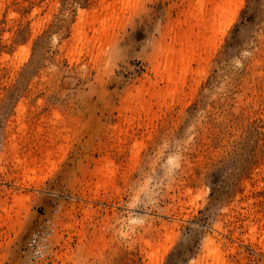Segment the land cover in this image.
Masks as SVG:
<instances>
[{
  "label": "rangeland",
  "instance_id": "374dc122",
  "mask_svg": "<svg viewBox=\"0 0 264 264\" xmlns=\"http://www.w3.org/2000/svg\"><path fill=\"white\" fill-rule=\"evenodd\" d=\"M127 2L0 0V264H264V0Z\"/></svg>",
  "mask_w": 264,
  "mask_h": 264
},
{
  "label": "bare ground",
  "instance_id": "6f19581e",
  "mask_svg": "<svg viewBox=\"0 0 264 264\" xmlns=\"http://www.w3.org/2000/svg\"><path fill=\"white\" fill-rule=\"evenodd\" d=\"M214 1V4H213V2H212V4L214 5V6H212L213 7V9L211 8V12H212V14H209V15H212V19H213V23L212 24H214L215 22H217V21H219L220 22V20L222 19V18H224L228 13H230V11H232L231 9H228V7H230V5H231V2H232V0H213ZM125 2V1H124ZM124 2H122V4L124 3ZM126 2H127V0H126ZM207 2V0H196V7H194L195 8V10L197 11V13H200V12H203V7L205 6V3ZM211 2V1H210ZM128 3V2H127ZM130 3V2H129ZM125 4V3H124ZM126 5V4H125ZM233 5V4H232ZM232 5H231V7H232ZM211 6V5H210ZM206 7V6H205ZM195 10H192V12H194ZM230 10V11H229ZM195 11V12H196ZM210 12V13H211ZM201 14V13H200ZM203 14V13H202ZM195 15V14H194ZM197 17V16H196ZM202 17V16H201ZM204 18V17H203ZM102 21H104L103 19H102ZM211 22V21H210ZM209 22V23H210ZM219 22H217V23H219ZM217 25V24H216ZM81 27V26H80ZM214 27H215V25H214ZM97 29V28H96ZM77 31V30H76ZM80 31H83L82 29L80 30ZM96 31V30H95ZM84 32V31H83ZM78 36H79V34H78ZM79 38H80V36H79ZM79 38H77V39H79ZM84 40H86V38L84 39ZM181 43V42H180ZM180 46V45H179ZM174 48V47H173ZM181 49V48H180ZM177 50H178V48H177ZM177 50H176V52H177ZM171 51V50H170ZM172 51H175V49L174 50H172ZM181 51L182 50H180L179 51V56L181 57ZM185 51V50H184ZM178 53V52H177ZM170 54H172V53H170ZM187 54V53H186ZM185 55V54H184ZM167 56H168V54H167ZM172 56V55H171ZM171 56L169 55L168 57L169 58H171ZM174 57V56H173ZM182 58V57H181ZM167 59V61H168V58H166ZM183 59H185V58H183ZM183 59H180V60H183ZM176 58H175V60H173L174 61V63H176ZM179 60V59H178ZM170 61H171V59H170ZM172 61V62H173ZM185 61V60H184ZM169 62V61H168ZM167 62V63H168ZM164 64L166 65V62H164ZM172 64V63H171ZM168 66H167V68L169 67V65H170V63L169 64H167ZM171 66H173V64L171 65ZM170 66V67H171ZM165 71H167L166 69H165ZM169 71L170 70H168V73H169ZM171 72V71H170ZM169 74H167V76H168ZM212 249H210V247H209V254H211V256H213L215 259H214V262H216V260L218 259V254H217V252L215 251V250H213L214 249V247H211ZM207 256H209L208 254H207ZM209 258V257H208ZM211 259H212V257H211ZM219 260H220V258H219ZM218 260V261H219ZM213 262V261H212ZM213 262V263H214Z\"/></svg>",
  "mask_w": 264,
  "mask_h": 264
},
{
  "label": "built area",
  "instance_id": "2783aa9c",
  "mask_svg": "<svg viewBox=\"0 0 264 264\" xmlns=\"http://www.w3.org/2000/svg\"><path fill=\"white\" fill-rule=\"evenodd\" d=\"M46 232H47V225H44L42 227V229L37 230V231H35V233H33L32 237L30 238V241L28 243L30 249H32L34 251H39L38 250V241L40 239H45Z\"/></svg>",
  "mask_w": 264,
  "mask_h": 264
}]
</instances>
